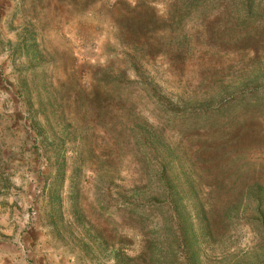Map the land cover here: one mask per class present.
Returning <instances> with one entry per match:
<instances>
[{
	"label": "rangeland",
	"instance_id": "obj_1",
	"mask_svg": "<svg viewBox=\"0 0 264 264\" xmlns=\"http://www.w3.org/2000/svg\"><path fill=\"white\" fill-rule=\"evenodd\" d=\"M174 4L177 0H0L1 257L12 258L13 264H113L116 250L130 256L143 252L145 226L138 220L126 218L118 208L100 209L88 194L80 197L75 209L68 178L62 196L53 191L59 187L52 179L51 150L59 143L72 156L75 143L57 140L61 128L51 133L36 85L52 93L57 90L82 125L96 126L102 119L91 117L94 111L100 113L92 111V74L124 69L128 53L138 57L171 98L212 75L226 78L244 72L255 53L264 60V18L247 30L233 17L185 22ZM135 5L148 23L145 28L131 22L124 26L119 19ZM186 38L191 39L187 52L177 48ZM127 74L134 78L130 69ZM96 88L102 96L104 84ZM148 110V121L156 124ZM96 133L93 142L85 136L86 145H76L93 150L86 153L83 187L89 186L93 168L102 165L106 154L102 129L96 128ZM259 142L264 152V135ZM116 167V183L130 185L133 167L127 160L117 161ZM241 169L245 175L237 183L264 188V163ZM187 220L196 241L186 247L173 239L165 242L157 249L156 264H264V220L253 212L240 213L234 227L220 229V239L215 236L212 241L198 237L205 228L196 214L187 215Z\"/></svg>",
	"mask_w": 264,
	"mask_h": 264
},
{
	"label": "trees",
	"instance_id": "obj_2",
	"mask_svg": "<svg viewBox=\"0 0 264 264\" xmlns=\"http://www.w3.org/2000/svg\"><path fill=\"white\" fill-rule=\"evenodd\" d=\"M177 2L173 7L185 22L201 24L210 17H233V22L245 24L247 30L264 18V0ZM125 11L119 15L124 26L130 22L141 24V28L148 26L138 5L128 6ZM136 30L134 27L131 32L134 37ZM175 39L178 41L177 36ZM190 45L191 39L186 38L185 42L179 40L177 48L187 52ZM125 56L124 69L114 72L106 68L100 75L92 74V111L98 109L100 113L94 111L91 117L92 121L102 119L101 125H82L68 101L58 98L57 90L52 93L36 85L51 133L61 128L57 140L62 137L65 143H75L72 156H67L59 143L51 150L52 179L59 187L52 190L62 196L68 178L75 209L80 207V197L88 194L91 203L100 209L108 212L118 208L126 218L145 226L143 252L130 256L122 249L119 255L116 250L113 264H156L158 247L172 239L185 247L192 246L197 237L189 228V214L201 220L205 230L198 237L206 241L215 236L220 239V229L233 228L240 213L251 211L264 220L263 186L242 187L237 183L245 175L243 166L264 163L259 142L264 135V60L255 53L250 59L252 65L244 72L226 78L212 75L198 87L171 98L155 84L138 57L131 53ZM129 69L132 80L127 74ZM100 83L104 84L102 96L96 88ZM147 110L157 119L156 124L148 121ZM96 128L103 131L106 154L102 155V165L93 168L89 186L83 187L86 153L93 152L92 148L87 150L85 136L93 142ZM79 142L85 145L76 146ZM122 160L133 167V182L128 186L116 183V164ZM234 178L236 181L231 183ZM156 217L160 220L154 221ZM109 241L106 237L105 244Z\"/></svg>",
	"mask_w": 264,
	"mask_h": 264
},
{
	"label": "crops",
	"instance_id": "obj_3",
	"mask_svg": "<svg viewBox=\"0 0 264 264\" xmlns=\"http://www.w3.org/2000/svg\"><path fill=\"white\" fill-rule=\"evenodd\" d=\"M0 264H13V259L10 257L5 258L0 256Z\"/></svg>",
	"mask_w": 264,
	"mask_h": 264
}]
</instances>
